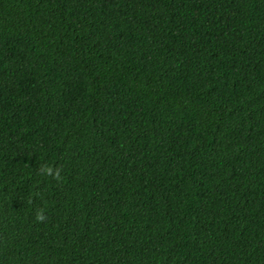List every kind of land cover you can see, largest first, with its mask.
I'll use <instances>...</instances> for the list:
<instances>
[{
    "label": "trees",
    "instance_id": "trees-1",
    "mask_svg": "<svg viewBox=\"0 0 264 264\" xmlns=\"http://www.w3.org/2000/svg\"><path fill=\"white\" fill-rule=\"evenodd\" d=\"M0 264H264V0H0Z\"/></svg>",
    "mask_w": 264,
    "mask_h": 264
},
{
    "label": "clouds",
    "instance_id": "clouds-1",
    "mask_svg": "<svg viewBox=\"0 0 264 264\" xmlns=\"http://www.w3.org/2000/svg\"><path fill=\"white\" fill-rule=\"evenodd\" d=\"M38 219H43V216H39Z\"/></svg>",
    "mask_w": 264,
    "mask_h": 264
}]
</instances>
